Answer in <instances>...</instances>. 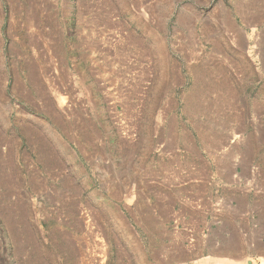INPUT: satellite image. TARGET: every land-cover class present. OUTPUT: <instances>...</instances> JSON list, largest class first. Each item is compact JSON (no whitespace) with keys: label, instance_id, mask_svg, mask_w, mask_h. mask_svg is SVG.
<instances>
[{"label":"rangeland","instance_id":"obj_1","mask_svg":"<svg viewBox=\"0 0 264 264\" xmlns=\"http://www.w3.org/2000/svg\"><path fill=\"white\" fill-rule=\"evenodd\" d=\"M0 264H264V0H0Z\"/></svg>","mask_w":264,"mask_h":264}]
</instances>
